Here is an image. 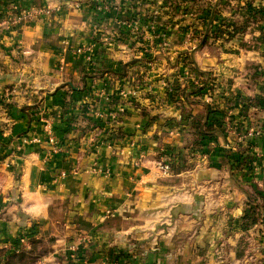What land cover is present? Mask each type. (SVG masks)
<instances>
[{
    "label": "crops",
    "instance_id": "0c3cea01",
    "mask_svg": "<svg viewBox=\"0 0 264 264\" xmlns=\"http://www.w3.org/2000/svg\"><path fill=\"white\" fill-rule=\"evenodd\" d=\"M71 1L20 0L25 10L48 12L12 30L0 28V94L15 104L10 117L0 110V126L10 127L0 133L9 142L0 145V249L44 248L36 264H103L107 250L124 252L122 264H264V117L253 124L241 116L258 110L264 97V25L248 23L242 35L232 32L228 45L216 49L190 48L183 35L170 31L163 72L175 81L184 74L175 65L177 55L192 51L197 68L210 72L216 87L213 94L206 89L191 96L186 110L200 119L202 104H211L231 132L163 172L158 160L165 147L170 153L188 147L194 126L181 111L179 119L157 113L158 120L143 127L125 99H112L125 80L106 76L93 85L102 90L97 106L111 107L119 118L117 124L108 120L116 125L110 130L120 133L104 141L93 129H76L81 113L71 103L84 101L70 85L80 87L77 74L87 64L74 49L94 44L101 70L120 69L128 50L117 45L120 11L99 16L88 7L74 10ZM246 1L264 10V0H200L187 13L215 3V16L232 23L245 15ZM151 85L155 101L171 108L164 84ZM32 102L35 118L21 109ZM135 102L153 106L137 97ZM249 129L259 134L246 136ZM49 134L57 142L55 153ZM245 148L256 157L249 171L239 173ZM227 152H233L230 159Z\"/></svg>",
    "mask_w": 264,
    "mask_h": 264
},
{
    "label": "rangeland",
    "instance_id": "374dc122",
    "mask_svg": "<svg viewBox=\"0 0 264 264\" xmlns=\"http://www.w3.org/2000/svg\"><path fill=\"white\" fill-rule=\"evenodd\" d=\"M197 1L200 0H195L194 2H188L182 4L177 9L172 7V4L176 3V0H72L71 1L70 7L74 8V10L76 9L83 10L84 9L83 7H88L87 10H89L92 13L95 12L99 16H102L103 14L107 15L112 10L120 11L123 20L122 23L119 24L121 27L119 31V36L121 37L122 42L121 43L117 42V45L122 44V46L126 50H128V53H126L127 56H125V59L123 61L125 63L120 65V69L112 68V69L120 70L121 74L124 75V78L119 79V77L114 74H106L101 77L98 76L99 73L97 74L94 73L101 71V69L96 66L94 56L92 53L94 44L82 46L74 49L73 53L75 55H84V60H86L87 65L77 74L80 81V87L76 88L70 85V88L79 89V90H73L78 92L80 95H82V101H84L83 104H81L78 107V109L80 110V113H83L82 111L86 112L85 113L86 117L91 122L89 124L87 121L81 120L80 116L78 115L79 120L76 126L79 125L84 127L85 130L93 129V131L102 133L104 135V139H108L113 136L110 135L111 132L110 129L113 127L110 126H116V125L114 124V122H110L108 120H114L116 121L117 124L119 118L115 116L114 111L113 109H111V107L107 108L106 110H101L97 106L96 100H98L99 96H102V90L99 89L98 87L93 86L96 84L97 81L102 80L106 76L112 78L115 82H119L120 80H125L124 84H118V86L116 87L112 97L114 101L121 102L124 101L123 99H125L127 102L126 105L130 106L138 114L139 110L135 109L134 106V104H137L135 102V99L137 97L139 98L140 101L147 103L148 105H150V103L153 105L152 107L146 108L149 110L150 115H153L154 111L158 112L160 109L164 108L163 106H161L159 101L158 102L155 101L154 98L155 96L153 92L149 90L152 86L151 85L152 82L154 83L160 82L161 84H164L165 98L174 89L176 85L185 87L189 82H193L194 84H198L199 82H201L202 79L200 77H198L194 73H188L184 69H183L184 74L176 76L175 81L168 79V76L165 75V73L163 72V66L166 67V65L168 64V60H167L168 57L167 53L169 50L168 46L171 45L170 42H168L170 37L169 35L170 31L177 32L183 35L185 39L188 40V43L189 42L191 43L190 48L192 47L195 48L198 46L199 42L200 43L203 42V39L202 41L200 40V36H196L193 33L191 27L197 22L199 18H204L206 16L207 14L206 10L210 8L211 5H216V4L208 3L207 6L202 10H200V12L197 13L196 15L188 14L187 10L190 7H192L194 3H196ZM21 2L20 0H13V1L0 0V26H2L0 28L5 27L7 29L10 28L12 30L16 28L17 25L20 24L19 23L20 21L26 18L41 17L48 12V9L44 7H39V9H33V10H25L27 7L21 6L22 4ZM225 2L229 3L228 0H225ZM221 5L223 7L222 2H220V6ZM211 7L215 11L216 15L219 14L220 9L218 5L216 9L214 6ZM241 8L237 6V11ZM243 9L245 10L244 6ZM245 16H246V10L244 16L238 15L236 16V20L232 22L235 23L238 28L243 27L242 33L244 32V30L248 25V23H245L246 20ZM219 24H220L219 21L215 22L214 27L211 30H213L215 26H218ZM230 40L231 37H228V40L226 41L223 38L218 40L210 39L201 45L205 49H209V48L216 49L219 46L222 47L223 42H225V45H228L226 43ZM192 54H193L192 51L191 52L189 51L186 54L180 52L177 55V59H176L177 63H175V65L177 64L178 66H182L183 68V63L186 62L188 56L193 59ZM176 66H172V67H176ZM30 92L31 91H29L28 94ZM166 99H167L166 101L167 105L175 106L176 108L182 111L180 107H177L176 105H171L168 97ZM132 100H134V102H132ZM4 105L15 107V104L7 103L5 101V98L2 97V95L0 94V110H2L3 112L2 111L1 112L4 113L6 116L10 117V115H8V113L5 112V109L3 108ZM36 106L37 105L34 104V102H32L31 104L26 105L21 109L23 112L31 110L33 112L31 114L35 118L34 111H36ZM110 111L111 112L113 111V114L112 113L110 114ZM103 114H105L107 118L105 121L103 120L104 118ZM153 116L159 118L157 116V113L156 115ZM224 125L226 126V128H228V125L225 122ZM231 128L233 127L231 126ZM9 129H10L9 126H0V133H2L3 135V133L7 132ZM31 142L37 143V138L33 137L31 139ZM251 154L252 156L256 157L255 154L253 153ZM160 155L161 154H158V157H160ZM161 158H162L161 160H158V166L163 161H170V158L167 155H161ZM169 166H170L169 168L170 171L172 166L171 165ZM41 249L43 250L44 248Z\"/></svg>",
    "mask_w": 264,
    "mask_h": 264
},
{
    "label": "trees",
    "instance_id": "16d2710c",
    "mask_svg": "<svg viewBox=\"0 0 264 264\" xmlns=\"http://www.w3.org/2000/svg\"><path fill=\"white\" fill-rule=\"evenodd\" d=\"M13 1V0H12ZM195 0H176V3L172 4V7L175 9L179 8L180 5L188 3V2H194ZM245 10H246V20L245 23H259L264 25V10L259 7L257 4H255L252 1H246L244 4ZM207 14L204 18H199L197 22L191 27L193 33L196 36H200V40L203 42H199L198 46L201 44H204L206 41L210 39H224L225 41L228 40V37L231 36L232 32H236L238 35L242 34L243 27H237L235 23H229L224 20H220L215 16V11L210 8L206 10ZM218 20L220 24L218 26H215L213 30H211L214 27V21ZM211 30V31H210ZM212 33V34H211ZM183 69L187 71L188 73H194L198 77H200L202 80L198 84H194L193 82H189L185 87H181L179 85H176L174 89L168 94L169 102L171 105H176L177 107H180L183 112V117L186 119H189L193 126H194V137L190 145L184 149H182L180 152H171V149L168 147H165L164 153L162 155H167L170 158L169 165L173 167H179L182 166L185 162V157L188 153L191 152H201L202 149L208 148V145L210 143H214L215 140L218 137L226 139L227 137V129L224 125L223 119L224 115H222L220 112H218L213 105L203 103L204 107V115L200 119H196L193 117L190 113V111H187L186 108L189 107L193 102L190 101V96H202L206 89L209 90V92L213 94L214 89L216 87L215 79L212 77V74L210 72H204L200 71L194 60L191 57H187V60L185 63H183ZM98 76H104L106 74H114L119 77V79L124 78V75L121 74L120 70L107 68L104 70H101L99 72ZM134 102V100H132ZM71 106L75 109L79 106H76L74 103H71ZM135 109L139 110L138 115L142 118L143 121V127H146L147 125L155 122L158 118L151 116L150 112L146 107H140L138 104H134ZM258 110L254 111L251 115L247 113L246 111L241 112V116L245 121L248 123L255 124L258 120H260L262 117H264V99H258ZM5 109V112L8 113V115H11V112L14 108V106H8L4 105L3 107ZM21 112V111H20ZM23 112V111H22ZM83 113L80 114L81 120L87 121L89 124L91 123L90 120L86 117V112L82 111ZM24 113V112H23ZM243 121V123L245 122ZM241 123V124H243ZM245 124V123H244ZM77 130L83 131L84 127L82 126H75ZM116 132H115V131ZM120 133V129H112L110 132V135H114V133ZM108 139H105L104 141H107ZM0 144L5 148L9 142L8 140L1 139L0 137ZM248 148H245L244 151H242L243 157L241 161L239 162L237 172L243 173V170L249 171V166L252 164L255 160L254 156L250 152H248ZM241 154V155H242ZM233 155V152H227L228 159L231 158ZM244 177V176H243ZM245 217V216H244ZM29 235H26L28 237ZM16 249L12 252H6L3 249H0V259L3 257L4 264H36L41 257L45 254V251L42 249H37L35 246H31L29 250H23V249ZM128 257L124 252L117 251V250H107L102 254V259L104 262H108L110 264H122V261Z\"/></svg>",
    "mask_w": 264,
    "mask_h": 264
},
{
    "label": "built area",
    "instance_id": "2783aa9c",
    "mask_svg": "<svg viewBox=\"0 0 264 264\" xmlns=\"http://www.w3.org/2000/svg\"><path fill=\"white\" fill-rule=\"evenodd\" d=\"M261 84H262V94L264 96V77L262 78V81H261ZM229 126L227 128L228 132H231V130L229 131ZM259 134L258 131H253L251 129L249 130H246V136H252V135H257ZM47 143L51 145V148L53 150V152L55 153L57 151L56 147H57V142L55 141L54 137L49 134L48 137H47ZM226 148H228L229 146L228 145H225ZM160 169L163 171V172H169V161H163L162 163H160L159 165ZM103 264H110L108 262H104Z\"/></svg>",
    "mask_w": 264,
    "mask_h": 264
},
{
    "label": "water",
    "instance_id": "95a60500",
    "mask_svg": "<svg viewBox=\"0 0 264 264\" xmlns=\"http://www.w3.org/2000/svg\"><path fill=\"white\" fill-rule=\"evenodd\" d=\"M156 113H164L166 117L169 119H179L181 115V110L176 108L175 106H172L171 108H163L160 109L158 112H153V115H156Z\"/></svg>",
    "mask_w": 264,
    "mask_h": 264
}]
</instances>
